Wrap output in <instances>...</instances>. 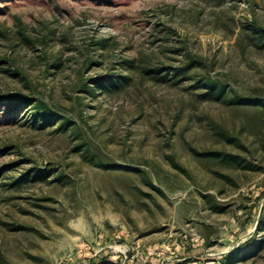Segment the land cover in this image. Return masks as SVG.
<instances>
[{
	"label": "rangeland",
	"instance_id": "obj_1",
	"mask_svg": "<svg viewBox=\"0 0 264 264\" xmlns=\"http://www.w3.org/2000/svg\"><path fill=\"white\" fill-rule=\"evenodd\" d=\"M254 25L264 0H0V96L73 122L38 129L0 105V264H264ZM128 59L170 73L192 59L195 76L145 78ZM110 75L130 79L86 92Z\"/></svg>",
	"mask_w": 264,
	"mask_h": 264
},
{
	"label": "trees",
	"instance_id": "obj_2",
	"mask_svg": "<svg viewBox=\"0 0 264 264\" xmlns=\"http://www.w3.org/2000/svg\"><path fill=\"white\" fill-rule=\"evenodd\" d=\"M252 31L256 35L257 38L264 40V30L259 28L258 26H253ZM168 34L164 38V40H169ZM108 40L101 39L98 44L99 46L105 47V44ZM97 44V45H98ZM186 45L184 43H176L174 44V52L177 54L184 53L186 57L187 55L185 52ZM191 58V57H189ZM193 60L190 59L188 65L182 66L179 70L170 73L167 70H164L159 65H152L149 63H143L141 67L137 68L136 60L135 59H128L124 61L123 66L125 67L126 71L129 72L139 71L142 77L149 76L150 78H157L158 75H162L163 78H175L179 77H194L195 75L191 73ZM130 77L128 76H107L101 79L94 80L90 85H84L86 88V92L94 93V91L98 88L107 89L110 92H115L119 90L122 86L126 85V81L129 80ZM201 87L205 89L208 95L220 97L224 94V89L219 88L213 81L210 79H201L200 80ZM239 103L247 106H254L258 105L261 102L254 97H240ZM0 105L4 106V110L8 114H15L17 111L24 109L26 114V119L28 118V122L32 126L38 129H46L48 127H54L58 125L59 130L66 131L68 130L73 122L65 116H62L56 113L48 104L44 103L41 100L30 98L22 95H7V96H0ZM2 171H0L1 173ZM37 172V171H36ZM51 171H47L46 169H40L36 173V176H44L49 174ZM52 173V172H51ZM54 173V172H53ZM58 174V173H55Z\"/></svg>",
	"mask_w": 264,
	"mask_h": 264
}]
</instances>
